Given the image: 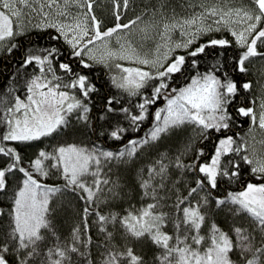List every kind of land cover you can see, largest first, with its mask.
I'll use <instances>...</instances> for the list:
<instances>
[{"label":"snow or ice","instance_id":"6c2138e0","mask_svg":"<svg viewBox=\"0 0 264 264\" xmlns=\"http://www.w3.org/2000/svg\"><path fill=\"white\" fill-rule=\"evenodd\" d=\"M112 3L0 0V264H264V0Z\"/></svg>","mask_w":264,"mask_h":264},{"label":"trees","instance_id":"16d2710c","mask_svg":"<svg viewBox=\"0 0 264 264\" xmlns=\"http://www.w3.org/2000/svg\"><path fill=\"white\" fill-rule=\"evenodd\" d=\"M158 0H130V6L129 9L126 13V16L122 17L121 22H123L127 18H131L133 15L137 14L140 11L141 6L143 7H154L156 6ZM190 0H168V4L172 5L175 7L177 12H183L187 11V9L183 8V5L188 4ZM248 0H233V3L240 4V3H247ZM135 6V7H133ZM95 8L97 11V15L106 18L109 22H114V16H113V3L112 0H95ZM252 64L256 67L257 70L264 68V59H261L259 57L255 58L252 60ZM14 66V63H13ZM96 72L98 75L101 74V69L97 68ZM103 77H107V72H103ZM17 84H19V81H17ZM8 87V84L5 83L4 77L0 76V94H2L5 90V88ZM19 92L21 95H23V88H19ZM2 115V114H0ZM74 119V117H73ZM0 131H3V125H0ZM141 131H143V126ZM73 139H75L77 142H80L81 139H84L85 141L87 139H91V137H84L81 138L79 136H71V135H63L59 137H54L51 140L41 138L40 145L39 146H45V145H51V144H56L58 141L60 142H71ZM162 144L166 143L164 141L161 142ZM170 143V142H168ZM36 145H33L29 143L26 148L22 149V151H26L28 154H31L35 150ZM154 154V153H152ZM111 167V165H109ZM116 172L114 170L113 175H115ZM120 174L122 176H127V171L125 169H122ZM91 179V177H89ZM48 182H59L57 177L53 175L48 179ZM132 200L136 201L139 199L138 193L133 192L132 196L130 197ZM52 204L54 207L57 209L59 208V201L58 198L54 197ZM222 225L224 222L222 220L218 221ZM57 227L59 229L61 238L65 237L68 235L71 227V221L65 217L64 213L62 211L57 212ZM92 235L94 240H101L103 239L101 233L97 230L96 226H92ZM97 248L95 245H93V253L94 256L96 255Z\"/></svg>","mask_w":264,"mask_h":264},{"label":"rangeland","instance_id":"374dc122","mask_svg":"<svg viewBox=\"0 0 264 264\" xmlns=\"http://www.w3.org/2000/svg\"><path fill=\"white\" fill-rule=\"evenodd\" d=\"M175 38H179V33L177 32V33H175ZM149 47H151V45H149ZM115 70V69H114ZM261 135V133H260V130L258 129L257 130V136L259 137Z\"/></svg>","mask_w":264,"mask_h":264}]
</instances>
